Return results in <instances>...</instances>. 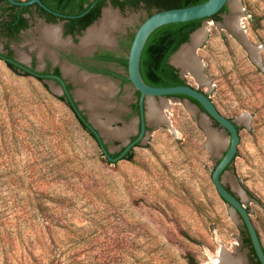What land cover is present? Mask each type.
<instances>
[{"label":"rangeland","instance_id":"rangeland-1","mask_svg":"<svg viewBox=\"0 0 264 264\" xmlns=\"http://www.w3.org/2000/svg\"><path fill=\"white\" fill-rule=\"evenodd\" d=\"M234 3L258 56L232 34L227 10L203 26L207 37L194 49L205 81L183 78L238 124V150L222 180L243 201L264 246V0H232L231 11ZM124 16L135 33L147 12ZM29 34L7 43L0 34V48L31 56L37 33ZM99 80L107 110L96 123L116 137L106 145L118 155L126 145L115 133L128 126L120 114L134 89L119 96L117 83ZM168 102L161 109L166 122L150 124L144 144L111 162L48 83L0 58V264H212L220 250L256 264L245 227L212 180L228 135L193 102ZM207 122L222 137L216 153Z\"/></svg>","mask_w":264,"mask_h":264},{"label":"water","instance_id":"water-1","mask_svg":"<svg viewBox=\"0 0 264 264\" xmlns=\"http://www.w3.org/2000/svg\"><path fill=\"white\" fill-rule=\"evenodd\" d=\"M8 1L11 4H14L17 6H29L33 4H39L42 8L48 10V8L41 2V0H28V1L8 0ZM231 2L232 0H207L204 3L193 5V6L159 10V11L153 12L150 16H148L141 23L139 28L136 30L134 40L132 42V45H131V48L128 54V80L133 86V89L138 91L140 94L139 104H140L141 118L143 121L142 133L136 140L129 142V137L132 134H134L137 130L136 126H137L138 118L135 117L132 120L131 124H129V126L130 125L134 126L135 131H131L126 135L127 137L126 141L119 138L122 141V144L126 146L117 157L112 156V154L114 153L112 148L114 147H110L106 145L108 138L115 139L116 137L107 135L93 121V119L91 118L90 110L84 107L82 100L77 97V91L79 88L83 87L82 84L76 83L77 88L75 90V95H74L75 98L73 99L70 97L68 102L72 105L75 113L82 120V122L87 127V129L92 134H94L104 155L108 158V160L111 162H117L127 157L128 153H130L136 145L138 144L141 145L145 143L147 135H148V132L145 131V126H146L145 121H147L149 126L150 124H152V126L156 127L160 123L166 120V119L162 120L160 123H151L148 117L149 102L151 101L156 102L157 99L160 101H191L190 98H193L194 100H196L198 104L194 103L195 107L202 109L206 113L207 119H210L213 122L217 123L223 129V131L226 132V134L228 135L227 143H226L227 150L225 154L221 157L217 165L215 166L212 172V180H213V183L216 187V190L219 196L231 208L236 223L243 225L247 229L249 236L251 238L254 250L258 256V259L261 262V264H264V246L260 239L259 233L251 219L250 212L243 204V201L241 200V198L235 195L232 191L228 190L222 180L223 173H225L226 169L230 167V165L232 164L236 156L237 150H238V145L240 142V135H239V127H238L237 122L221 114L220 111L215 106L212 99L207 95V93L189 85L188 83L185 85H178V86H171V87L150 86L144 81L141 75V71H140V62H141V56H142L144 47L147 43L148 38L156 29L164 25H167V24L182 23V22H189V21L198 20V19H205L201 27L195 30L191 34L190 39H189L191 41L193 38V35L197 31L201 30L205 24H208L212 20H214L210 18L218 14L225 6H227L228 10L232 13L231 6H230ZM85 13L79 15V17H82ZM60 16L62 18L65 17V15H60ZM76 17L77 16H71V18H76ZM232 34L235 35L247 49L251 47L250 50L248 49L251 55L255 57L258 56L257 53L259 51V48L251 44V42L248 40L244 32L242 33V35L245 37L246 39L245 41L241 40L236 35V33L232 32ZM188 43L189 42L182 44L180 48L172 55V57L184 45ZM99 46H103V45H99ZM258 60H259L258 62H260V59ZM174 67L179 69V73L181 77H183L185 73H189L187 72V70H185L182 67H177L175 65ZM82 72L83 74L88 75V76L98 77L97 75L88 73L86 71H82ZM56 79L60 80L59 77H56ZM47 83L49 84V86L51 87L54 93H56L59 96L63 94L62 88L57 86L55 82L48 81ZM179 95L186 96V98L178 97ZM75 102H78L80 104L76 106ZM105 110H107V108ZM85 115H88V118H85ZM115 121H116L115 119L109 118V122H111V124H113ZM204 127L206 129V133L208 136V146L210 149H212L213 152L216 153L217 151L220 150L221 146L217 147L216 144L214 143V140L211 138L213 134H216L215 130L211 128L209 122L204 123Z\"/></svg>","mask_w":264,"mask_h":264},{"label":"flooded vegetation","instance_id":"flooded-vegetation-1","mask_svg":"<svg viewBox=\"0 0 264 264\" xmlns=\"http://www.w3.org/2000/svg\"><path fill=\"white\" fill-rule=\"evenodd\" d=\"M46 1L53 4V6L59 5L62 7L65 5L64 1ZM41 2L48 8V10L42 8L39 4L17 6L11 4L8 0H0V34L6 43L13 41L24 33H37V27L58 26L60 27V39H69L73 45H77L80 42V37L84 35L87 29L90 26L93 27L98 20H101L107 5L110 6L111 10H114V12L116 11L122 20H125L124 14H126L127 10L135 11L142 7L146 10L147 17L150 15V12L153 13L157 11L156 9L148 10L144 3H140L138 7H134L132 4L128 3L127 0H119V4H114L112 0H104L99 6L97 5V9L95 8L96 10L93 12V14H96L97 11H99V17L92 24L84 27V24L87 20L77 23H73L71 20L84 17L90 11V8L85 11L86 13L83 12L85 14L82 17H79V15L83 13L79 15H69L66 12H62L54 7L46 5L43 0H41ZM97 2H95L94 5H96ZM124 2L125 4L122 6L121 3ZM60 15H65V17L62 18ZM71 16L77 17L71 18ZM90 16L92 17L91 14ZM124 22L125 23L123 24L120 31H114L111 45H96L93 47L94 49L87 53L80 52L74 47L67 49L52 46V48L57 53V60L54 61L47 55L40 59L38 48H36L33 50L35 51V54L31 56L27 55L28 57L25 61L16 57L10 45L7 44L6 49L4 48V45H2L0 48V58L5 60L8 65H11L10 67L23 74L34 76L46 84L48 81L55 82L56 85L61 87L63 90V94L60 96V98L64 97L67 103H69L68 101L70 97L73 99L75 98L74 95L77 84L71 76L65 75L62 68L63 63H67L68 65L75 68L78 74H82V71H86L88 73L97 75L98 77L94 78H97L98 80L101 78L105 81H114L119 87L120 96L121 94L125 93L126 86L129 85L130 88H133L128 80V54L136 33H134L133 29L128 26L127 21ZM171 57L168 63L174 67ZM126 60L127 65L125 64ZM174 68L179 73V69L176 67ZM56 77H59L60 80L56 79ZM181 78L184 79L183 77ZM136 93L138 94V97H136ZM133 98L128 103L127 108L120 114V119H129L127 124L129 125L132 122V118H138L136 126L137 130L131 135L132 137L134 136V140H136L142 133L143 126L139 104L140 94L138 91L134 90ZM75 105L78 106L79 103L75 102ZM85 118H88V116L85 115ZM117 123H120L121 125L124 124L123 121H118ZM145 124V131L148 132L150 126L148 125L147 121H145ZM129 142L132 141L129 140Z\"/></svg>","mask_w":264,"mask_h":264},{"label":"bare ground","instance_id":"bare-ground-1","mask_svg":"<svg viewBox=\"0 0 264 264\" xmlns=\"http://www.w3.org/2000/svg\"><path fill=\"white\" fill-rule=\"evenodd\" d=\"M232 12V21L231 25L229 26L241 40L245 41L246 39L242 35L243 28L240 23L241 15L237 3H234L232 5ZM123 24V20L116 12L106 9L103 13L100 22L94 25L93 27L89 28L84 33V35L80 37V42L77 45H73L69 39L61 40L60 27L58 26L37 27L38 35L33 36L29 44L31 48H38V54L40 59L47 55L52 60L56 61L57 53L52 48V46L67 49L74 47L80 52H87L96 45H111L114 31H120L122 29L121 26ZM207 34L208 28L202 29L194 37L192 44L184 45L183 48L180 49L172 57V63L175 66L184 68L185 70H187V72L190 73L191 76L195 77L198 81H205V77L202 73V62L196 58L194 54V49L197 45L201 44L206 39ZM249 48L251 49V47ZM20 58L25 59L27 58V56L22 55ZM62 68L66 76H71L76 83L82 84L84 86V89H78L77 97L83 100L84 106L93 112L92 119L96 123V119L101 116L102 113H104L106 106V95L103 92V87H105V83L101 80H98L97 78H94L93 76H88L83 73L78 74L75 68L68 65L67 63H63ZM163 107L168 108L169 102H149L148 117L151 123H160L163 120V112L161 110ZM105 124H107V122H105ZM97 125L100 127L99 124ZM131 131H135V128L133 125H128L120 131L116 132L115 134L117 135V137L125 139L124 141H126V135ZM211 138L214 140V143L217 147L221 146L222 137H220L218 134H213ZM233 254L226 250H220L218 257L216 259L213 258L212 264H245L242 257L238 255L235 256Z\"/></svg>","mask_w":264,"mask_h":264},{"label":"trees","instance_id":"trees-1","mask_svg":"<svg viewBox=\"0 0 264 264\" xmlns=\"http://www.w3.org/2000/svg\"><path fill=\"white\" fill-rule=\"evenodd\" d=\"M59 1L61 2L64 1L65 5L62 7H60L59 5L53 6V4H51L50 2L43 0V2L46 5L50 7H54L62 12H66L69 15H79L90 8V11L84 17L77 18L76 20H71V22L73 23L87 20L86 23L84 24V27H86L89 24H92L99 17V11H97L96 14H93V12L97 9L96 8L97 5L99 6L104 0H98V2L97 0L94 1L59 0ZM112 1L114 4L120 3L119 0H112ZM205 1L207 0H127V2L132 4V6L134 7H138L140 3H144L148 10L156 9L157 11L193 6L204 3ZM95 2H97L96 5H94ZM121 4L123 6L125 2ZM227 10L228 8L227 6H225L218 14L214 15L210 19L219 20L220 15L226 12ZM90 14L92 15V17L90 16ZM151 14L152 12H150V15ZM204 20L205 19H198L189 22L167 24L162 27H159L150 35L144 47L140 62L141 75L144 81L148 85L155 87H171V86L187 84L185 79H182L180 77L178 71L172 65H170L168 61L170 57L180 48L182 44L189 41L191 34L195 30L201 27ZM125 64L127 65V60L125 61ZM178 97L186 98V96L183 95H179ZM60 99L65 100L64 97H61ZM190 100L193 103H197V101L194 100L193 98H190ZM69 106L74 111L72 105L69 104ZM76 117L79 120V122L86 128V126L84 125L82 120L77 116V114ZM91 135L96 139L94 134L91 133ZM118 155H112V156L117 157ZM245 230L247 235L246 242L251 248L252 256L255 259L256 264H261L254 250L249 233L246 228Z\"/></svg>","mask_w":264,"mask_h":264}]
</instances>
